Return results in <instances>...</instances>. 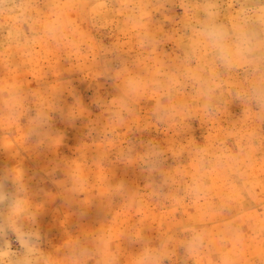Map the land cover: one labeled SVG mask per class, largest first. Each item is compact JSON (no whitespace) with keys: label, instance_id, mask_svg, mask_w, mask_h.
Returning <instances> with one entry per match:
<instances>
[{"label":"rangeland","instance_id":"rangeland-1","mask_svg":"<svg viewBox=\"0 0 264 264\" xmlns=\"http://www.w3.org/2000/svg\"><path fill=\"white\" fill-rule=\"evenodd\" d=\"M206 7L264 41V0H0L5 264H264V47Z\"/></svg>","mask_w":264,"mask_h":264},{"label":"clouds","instance_id":"clouds-1","mask_svg":"<svg viewBox=\"0 0 264 264\" xmlns=\"http://www.w3.org/2000/svg\"><path fill=\"white\" fill-rule=\"evenodd\" d=\"M196 36V43L206 47L209 51L215 54V58L221 63L231 64L236 57H248L257 47H264V41L258 44L254 43V35L249 33L243 27L238 30H229L224 24L218 22V13L210 7L204 9V19L199 26L193 29ZM9 195L3 190V181H0V204L9 199ZM14 203V198H11ZM13 229L15 227L8 225ZM4 231V226L0 225V232ZM19 243L26 255L14 254L12 264H33L31 257L36 253V247L32 239L21 236ZM3 253H0V257ZM0 264H5L0 258Z\"/></svg>","mask_w":264,"mask_h":264}]
</instances>
